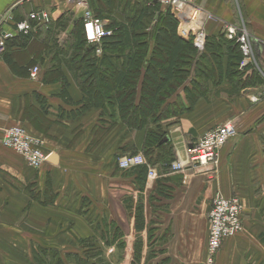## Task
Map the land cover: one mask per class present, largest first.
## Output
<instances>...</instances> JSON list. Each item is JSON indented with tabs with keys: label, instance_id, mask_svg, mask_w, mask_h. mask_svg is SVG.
<instances>
[{
	"label": "crops",
	"instance_id": "1",
	"mask_svg": "<svg viewBox=\"0 0 264 264\" xmlns=\"http://www.w3.org/2000/svg\"><path fill=\"white\" fill-rule=\"evenodd\" d=\"M192 1L218 19L206 22L207 41H220L221 21L254 37L253 63L239 69L255 64L263 81L237 95L220 90L228 89L227 78H208L207 94L169 118L165 140L173 152L163 165L159 155L152 163L144 155L145 129L89 107L66 62L53 58L75 48L70 32L84 8L99 6L106 25L114 10L103 0L79 7L65 0H0V16L47 17L33 22L30 39H12L6 52L15 70L0 55V264H55L57 253L62 264H77L75 257L89 250L91 264H205L207 214L218 195L241 200L243 230L223 241L214 264H264V0ZM62 21L67 28L58 26ZM42 24L50 29L39 31ZM228 59L221 57L223 74ZM225 121L237 135L220 149L217 166H188L190 145ZM12 126L37 138L44 153H55L57 165L34 171L3 147V130ZM135 153L146 169L120 170L118 160ZM176 161L184 166L173 172Z\"/></svg>",
	"mask_w": 264,
	"mask_h": 264
},
{
	"label": "trees",
	"instance_id": "2",
	"mask_svg": "<svg viewBox=\"0 0 264 264\" xmlns=\"http://www.w3.org/2000/svg\"><path fill=\"white\" fill-rule=\"evenodd\" d=\"M131 1H134V9L130 4H122L123 0H103L106 9L114 10L109 16L111 21L109 20L106 26L113 32L111 36L102 39L100 56H96L93 48L86 45L82 36L81 21L76 20L70 32L75 48L68 53L65 50L55 52L53 58L55 57L58 63L66 62L89 107H104L109 116L118 115L130 129H145L144 155L150 163L157 161L152 159L159 155L160 163L165 165V159L169 160L173 152L171 145L165 140L167 127L165 129L138 127V122L143 125V118L145 121L146 118L164 120L165 117L170 118L177 112L191 108L196 99L207 94L206 80L211 71L214 75L210 77H213L214 82H219L223 78L230 81L228 89L220 88V90L237 95L242 88L260 80V77L252 79L255 75L251 74V79L247 77L243 79V72L239 69L243 59L242 53L238 45L234 41L227 40L224 35L217 45L206 40L204 50L199 53L190 39L184 40L178 35L177 20L169 9L162 8L160 11L159 6H151L154 4L153 2L150 4L152 0ZM91 10L99 18H104L99 6L97 10L95 8ZM157 12L161 15V19L152 26V13L155 17ZM62 26L67 28L68 24H62L60 27ZM49 29L44 24L39 26V31L47 32ZM19 36L16 41L23 37ZM31 37L25 35L23 39L28 40ZM16 41H8L7 49ZM73 42L71 41L70 48ZM6 51L3 57L14 69ZM194 52L196 55L201 54L195 63ZM225 54L229 59L226 73L223 74L220 61ZM184 63H188L189 66L194 64L193 72L196 77L192 79L193 86L184 88L185 97L180 104L177 96L173 107H168L173 101L166 102L168 100L166 91L171 87L178 89L180 82H184L188 75V70L183 67ZM213 64L216 65V71L211 69L208 73L210 68L214 67ZM217 72L218 77L215 76ZM214 88L218 86L215 85ZM139 100L140 108L136 107ZM144 168L145 166H140L133 170ZM92 256L89 250L84 257L76 256L75 260L77 264H91L89 258ZM56 258L55 264H62L58 253Z\"/></svg>",
	"mask_w": 264,
	"mask_h": 264
},
{
	"label": "built area",
	"instance_id": "3",
	"mask_svg": "<svg viewBox=\"0 0 264 264\" xmlns=\"http://www.w3.org/2000/svg\"><path fill=\"white\" fill-rule=\"evenodd\" d=\"M75 7L84 5V0H65ZM163 7H167L177 20V33L184 40H191L196 50L201 53L206 43L207 21L218 19L207 10L192 0H156ZM46 14L29 13L27 18L14 21L11 13L0 16V54L7 50V43L14 37L35 33L34 21H46ZM81 21L82 36L86 45L93 48L96 56L101 55V42L103 38L112 35L113 30L108 29L106 22L99 18L89 8H84L79 19ZM224 37L234 41L242 53L241 65L253 63L251 41L254 37L244 28L221 21ZM38 68L34 67L29 73L31 79H35ZM237 128L231 121H225L215 128L206 131L198 141L192 143L187 149V165L195 169H213L217 166L220 149L230 139L236 137ZM1 144L11 149L25 161L26 165L38 171L47 162L48 154L42 150L41 142L30 136L19 126H12L3 130ZM140 166H146V160L141 153L126 155L118 160L120 170H130ZM179 161L171 164V170L178 172L183 169ZM148 178L154 174L148 169ZM244 206L237 196L229 198L216 196L211 203L207 214V240L205 248V264H214V260L225 239L240 234L243 230L242 213Z\"/></svg>",
	"mask_w": 264,
	"mask_h": 264
},
{
	"label": "rangeland",
	"instance_id": "4",
	"mask_svg": "<svg viewBox=\"0 0 264 264\" xmlns=\"http://www.w3.org/2000/svg\"><path fill=\"white\" fill-rule=\"evenodd\" d=\"M154 4H153V3ZM157 1H151V3L150 4H153V5H151V6H159V10L161 11V9L163 8V9H168L167 7H163V5H161V4H159L158 2L156 3ZM122 4H130L132 7L134 6V1H131V0H123V3ZM160 5L162 6L161 8H160ZM133 9H134V7H133ZM152 17H153V20H152V22H151V24H152V26H155L159 21H160V19H161V15H159V12H157L156 14H155V17H154V14L152 13ZM61 23V22H60ZM62 23H63V25H66L67 23L65 22V21H62ZM150 24V23H149ZM59 27H60V25H58ZM31 36H33L34 35V33H32V34H30ZM29 35V36H30ZM223 34H220V38H224L223 36H222ZM195 53V52H194ZM0 55H3V54H0ZM201 55V54H200ZM199 54H197L196 55V53L194 54V57H193V62L195 63L197 60H198V57L200 56ZM193 56V55H192ZM191 60H192V58L190 59V62H191ZM186 63V62H185ZM184 63V65H183V67L185 68V70L187 69L188 70V75H187V77H186V79H185V81L184 82H180V86H179V88L177 89V87H171V89H168L167 91H166V95L168 96V100H166V102L168 103H170V102H172L173 101V103H170V104H168V107H173V104H175V100H176V97L178 96V102H179V104L181 103V101H182V99H183V97H185V93H184V88H192V79H194V77H196V75L194 74V72H193V68H195L194 67V64L192 65V66H189V64L187 63V64H185ZM242 72H243V79H245L246 77L247 78H249V79H251L250 77L254 74L255 76H252V79H254V77H257V76H259L260 75V72L258 71V68L257 67H255V64L253 65V66H251V70H246V69H240ZM210 71L211 70H209L208 71V73H210ZM214 73V72H213ZM248 74V75H247ZM252 74V75H251ZM210 76H213L214 74H212V71H211V73L209 74ZM210 76H209V78H210ZM213 78V77H212ZM260 80H262L263 81V79L262 78H260ZM252 84V83H251ZM141 97H142V95H141ZM141 97H140V100H141ZM138 99H139V97H138ZM140 100L136 103V105H138V106H136V107H139L140 108V106H141V104H140ZM149 116H151V115H149ZM166 119H164V120H162V118H157V119H152V118H146L147 119V121H145V119L143 118L142 120L144 121V124L143 125H141L139 122L137 123V125H138V127L139 126H145V127H147V128H150V129H155L156 127H160V129H165L167 126L166 125H168L167 123H170V121L169 120H171V119H169V117H165Z\"/></svg>",
	"mask_w": 264,
	"mask_h": 264
},
{
	"label": "water",
	"instance_id": "5",
	"mask_svg": "<svg viewBox=\"0 0 264 264\" xmlns=\"http://www.w3.org/2000/svg\"><path fill=\"white\" fill-rule=\"evenodd\" d=\"M57 161H58V159H57V156H56L55 153L49 154V156L47 158V162H50V163H52L54 165H57Z\"/></svg>",
	"mask_w": 264,
	"mask_h": 264
}]
</instances>
